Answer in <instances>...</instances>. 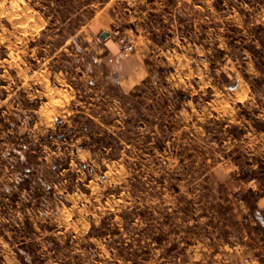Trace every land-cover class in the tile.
I'll return each instance as SVG.
<instances>
[{"label":"rangeland","instance_id":"1","mask_svg":"<svg viewBox=\"0 0 264 264\" xmlns=\"http://www.w3.org/2000/svg\"><path fill=\"white\" fill-rule=\"evenodd\" d=\"M0 147V264H191L264 183V0H0Z\"/></svg>","mask_w":264,"mask_h":264},{"label":"crops","instance_id":"2","mask_svg":"<svg viewBox=\"0 0 264 264\" xmlns=\"http://www.w3.org/2000/svg\"><path fill=\"white\" fill-rule=\"evenodd\" d=\"M8 179L5 172H0V231L5 228L7 220ZM223 181L225 197L234 205L230 218L234 222L218 217L214 231L217 233L221 228L227 235L207 236L201 242L205 251L192 253L191 264H264V183L231 176ZM244 194L252 195L253 205Z\"/></svg>","mask_w":264,"mask_h":264},{"label":"built area","instance_id":"3","mask_svg":"<svg viewBox=\"0 0 264 264\" xmlns=\"http://www.w3.org/2000/svg\"><path fill=\"white\" fill-rule=\"evenodd\" d=\"M118 42L120 44V47L122 51L128 52L132 49V45L129 42V39L125 36H121L118 38Z\"/></svg>","mask_w":264,"mask_h":264},{"label":"water","instance_id":"4","mask_svg":"<svg viewBox=\"0 0 264 264\" xmlns=\"http://www.w3.org/2000/svg\"><path fill=\"white\" fill-rule=\"evenodd\" d=\"M105 35H106V32L101 34L102 37H104Z\"/></svg>","mask_w":264,"mask_h":264},{"label":"bare ground","instance_id":"5","mask_svg":"<svg viewBox=\"0 0 264 264\" xmlns=\"http://www.w3.org/2000/svg\"><path fill=\"white\" fill-rule=\"evenodd\" d=\"M19 2V1H18Z\"/></svg>","mask_w":264,"mask_h":264}]
</instances>
